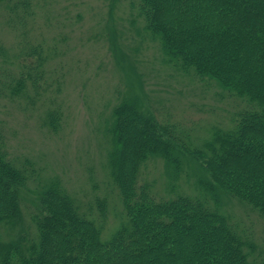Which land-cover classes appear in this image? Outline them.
<instances>
[{
    "label": "trees",
    "instance_id": "1",
    "mask_svg": "<svg viewBox=\"0 0 264 264\" xmlns=\"http://www.w3.org/2000/svg\"><path fill=\"white\" fill-rule=\"evenodd\" d=\"M18 1L0 0V8L13 3L12 17ZM133 7L174 69L215 84L237 109L227 120L182 127L135 99L120 104L109 161L123 219L108 235L107 202L90 216L58 180L43 185L26 226L24 194L38 169L13 159L0 133V264H264V246L221 210L224 194L264 219V0H135ZM21 65L18 80L4 72L0 93L21 96L25 78L38 75ZM60 121L54 111L47 124L55 132ZM153 159L177 179L185 163L199 164L201 196H161L143 177Z\"/></svg>",
    "mask_w": 264,
    "mask_h": 264
},
{
    "label": "rangeland",
    "instance_id": "2",
    "mask_svg": "<svg viewBox=\"0 0 264 264\" xmlns=\"http://www.w3.org/2000/svg\"><path fill=\"white\" fill-rule=\"evenodd\" d=\"M134 2L20 0L12 17L9 4L0 8V82L4 72L20 79L21 70L26 72L24 61L35 68L28 72L38 74L25 78L21 96L0 93V133L9 154L17 161L29 159L38 169L37 180L24 194L26 226L43 185L58 180L90 216L98 217L99 203L106 201V234L116 229L123 206L110 174L114 146L110 127L115 109L124 101L135 99L159 120L182 127L227 120L239 105L215 84L198 82L174 69L145 30ZM25 49L33 57H22ZM54 111L61 114L55 132L47 124ZM201 174L194 161L184 164L178 179L160 159L143 169L145 181L164 197L201 196L195 186ZM221 203L240 232L263 247L264 219L224 194Z\"/></svg>",
    "mask_w": 264,
    "mask_h": 264
}]
</instances>
